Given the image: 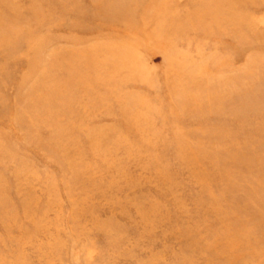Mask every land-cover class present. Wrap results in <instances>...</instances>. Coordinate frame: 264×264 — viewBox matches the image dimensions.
<instances>
[{
    "label": "rangeland",
    "instance_id": "374dc122",
    "mask_svg": "<svg viewBox=\"0 0 264 264\" xmlns=\"http://www.w3.org/2000/svg\"><path fill=\"white\" fill-rule=\"evenodd\" d=\"M0 264H264V0H0Z\"/></svg>",
    "mask_w": 264,
    "mask_h": 264
}]
</instances>
